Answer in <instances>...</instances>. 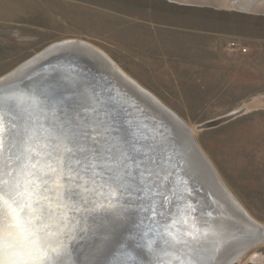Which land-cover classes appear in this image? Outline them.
I'll return each instance as SVG.
<instances>
[{
  "label": "rangeland",
  "instance_id": "374dc122",
  "mask_svg": "<svg viewBox=\"0 0 264 264\" xmlns=\"http://www.w3.org/2000/svg\"><path fill=\"white\" fill-rule=\"evenodd\" d=\"M236 1L0 0V78L67 39L100 48L186 123L264 227V1ZM233 264H264V244Z\"/></svg>",
  "mask_w": 264,
  "mask_h": 264
},
{
  "label": "snow or ice",
  "instance_id": "6c2138e0",
  "mask_svg": "<svg viewBox=\"0 0 264 264\" xmlns=\"http://www.w3.org/2000/svg\"><path fill=\"white\" fill-rule=\"evenodd\" d=\"M70 99L0 91V264H68L80 224L70 213L114 208L143 163L104 139L95 107L61 120L57 108ZM104 189L106 204L90 198Z\"/></svg>",
  "mask_w": 264,
  "mask_h": 264
},
{
  "label": "water",
  "instance_id": "95a60500",
  "mask_svg": "<svg viewBox=\"0 0 264 264\" xmlns=\"http://www.w3.org/2000/svg\"><path fill=\"white\" fill-rule=\"evenodd\" d=\"M248 3L252 6V2L248 1ZM68 43L62 42L54 44L50 48L48 47V49L43 50L12 73L0 78V90L7 89L13 85H27L34 77L39 75L40 77L37 79L40 80V83L37 84V87H40L38 88L39 90L47 87L44 95L52 99H59L60 97L71 98L70 101L66 100L63 105L58 106V109L61 108V110L59 109L60 112H56V115L61 120L65 119L66 113L80 112L83 116L82 109L89 105L95 107L99 114L102 113L100 111L103 107L99 102H96L97 100L95 104H84L89 101V98H96L95 95L91 94H95L94 92L97 90H91L92 88L89 86L88 80H86L88 79L87 72L89 70L83 72L87 73L86 75H81L80 70H73L70 66L66 69L63 66L59 71H48L50 70L49 65L56 61L66 65L68 63L66 62L67 60H70L69 62L76 61L79 66H82L83 62L88 64L87 62H93L97 58L103 67L111 64L103 54L88 43L73 41L71 47H68ZM67 48L74 50L78 48V54L74 52L67 53ZM87 49L94 54L90 61L88 59L89 56L83 54ZM61 55H64V57ZM115 77L119 78L118 75ZM19 90L21 89L19 88ZM144 101L148 102L146 99ZM156 101L162 105L157 99ZM81 105L83 107L79 108ZM63 106H67V108L63 109ZM75 107H78V109L74 110ZM155 108L159 110V113L163 112L160 107V109L157 106ZM101 116H105V113ZM124 116L128 117V114ZM172 118L176 119L177 124L165 131L168 134V138L165 141L151 136L144 143L145 146H152V159L148 157L142 160L143 163L141 164L144 165L151 161L149 163L150 171L143 173L142 176L135 175L136 179L130 184L132 191L130 192L131 195L128 194L129 196L126 197V200L135 201V206L130 210L131 212L126 211L129 217L108 221L106 228H113L110 224L116 222V227L123 229L117 232V236L112 241L104 243L107 246L100 256L102 264H188L190 255L186 249H182L184 244H182V247L180 246L181 248H177L181 249L180 251L171 253L169 252L171 249L168 248V245L172 246L170 245V242H172L170 237L168 234L166 236L161 234V229L163 228L167 232H170V228H175L176 218L180 217L179 219H181L184 215H190L186 211L185 206L180 204L183 199L190 202L188 205L189 211L192 212L191 215L201 219L202 225L208 226L211 225L210 222H213L219 229L220 238L219 240L217 239L218 242L212 248L213 253L205 256L204 252L198 249L197 258L200 260V264H233L245 252L235 253V247L241 241L239 236L242 234L240 228H243L241 225L243 223H241L240 219L244 214L248 217L247 213L224 186L216 171L195 142L186 123L178 115ZM47 123L48 121H45V124ZM124 125L127 124L124 123ZM176 126L179 127L177 128ZM101 131L104 132V128ZM112 131L116 132V139L117 137L119 138L120 132L114 128ZM107 134L108 132H106L105 136ZM156 143H160V145L162 143L164 149L160 148L159 145V147L154 146ZM157 148L160 150L157 151ZM138 149L137 153L133 149H123V151L128 152L129 155L136 153L143 156L146 154V148L141 147V149ZM136 170L135 167H132V171ZM155 187L157 190L159 189L158 192ZM212 191L218 194L222 201L217 196L216 198ZM154 197L162 198V201L154 203ZM228 198L231 199V202L227 200ZM70 254L71 252H69L67 257L68 264H75ZM81 254L83 256V253ZM60 263L63 264V261Z\"/></svg>",
  "mask_w": 264,
  "mask_h": 264
},
{
  "label": "bare ground",
  "instance_id": "6f19581e",
  "mask_svg": "<svg viewBox=\"0 0 264 264\" xmlns=\"http://www.w3.org/2000/svg\"><path fill=\"white\" fill-rule=\"evenodd\" d=\"M235 4L238 5L237 7L241 8L244 7L246 3H244L243 5L242 3H240V0H237ZM73 41L74 40L72 39L69 40L67 39L62 42L63 43L69 42L68 47H71V43ZM51 46L53 45L51 44ZM92 46L96 48L101 54H103L104 57H106L111 64L107 65L105 63L107 66L104 65L103 67L100 61L96 57H95L96 58L95 61L87 62L88 64L83 62L82 66H79V64L76 63V61L69 62L70 60H67L66 61L68 62L67 65L60 61L59 62L56 61L57 63L53 62V64L49 65L50 70L48 71L50 72L59 71L60 68H62L63 66H65L64 69L69 68L68 66H70V68H72L73 70L74 69L80 70L81 75H83L85 74L83 72H87V70H89L87 72L88 79L86 80H88L89 86L92 88L91 90L93 91L94 89L97 90L96 92H94L95 94H91V95H95L96 98L95 99L89 98L88 99L89 101H86L84 104L85 105L95 104L96 102H99V104L102 105L103 109L100 111L102 113H100L96 117L95 122L96 123L99 122L98 123L100 125L99 130H102V128H104V132H103L104 139L108 140V138H110L108 142L110 144H115L121 150L123 149L130 150V149H138V148L141 149V147L146 148L147 151L145 155L142 156L136 154L137 152L134 151L136 153L132 154L131 156H134L141 161L148 157H151L152 159V152H151L152 146L150 145L145 146L144 143H146L147 139L151 136L153 138H160L161 140L165 141L168 138V134H166L165 131L170 129L171 127L173 128V126L177 124L176 119L172 118L177 114L168 106L163 104L155 95H153L147 89L142 87L138 82H136V80L130 77L108 55H106L105 52H103L100 48L94 45ZM71 52L78 54V48L76 50L67 48V53H71ZM83 54L89 56L88 58L89 61L92 60V56H94V54L88 49L87 51H84ZM61 56L64 57V55ZM116 74L119 77L118 79L115 77L117 76ZM38 77L40 76L38 75L37 77H34V79H32L31 82L27 85L26 84L20 86L13 85L11 87H8L7 89H1L0 91L7 92L9 90H19L20 88L21 90L19 91L21 92H35L37 94H41V93L44 94L47 87H45L43 90L38 89L40 88L37 87L38 86L37 84L40 83V80L37 79ZM154 97L164 106L158 104V102ZM144 99L148 100V102L144 101ZM82 105L79 108H82L83 107ZM156 106L158 108L160 107L165 114L163 112L159 113L158 112L159 110L155 108ZM62 108L66 109L67 106H63ZM59 109L61 110V108ZM59 109L57 110V113L60 112ZM77 109L78 107H75L74 110ZM104 113L105 116H101ZM125 114H128V117H125L124 116ZM124 123L127 125H124ZM176 127L178 128L179 126ZM113 128L120 132L119 138L117 137V139H116V132L112 131ZM106 132H108V134L105 136ZM158 145L160 146V148L164 149V147H162V143L161 145L160 143L158 144L156 143L154 146L159 147ZM156 150L158 151L160 149L157 148ZM150 162H147L144 165L141 164L140 169H137L136 171H132L133 173L132 177H126L129 183L127 184L125 189L120 190V194L118 195V198H114L113 200V203L115 204L114 208L111 209L106 208L104 211L92 212V213H83V214L75 213V212L70 213V216H73L76 218V220L80 221V224L76 229V239L70 245V252H71L70 255L71 257H73L75 264L103 263L102 261H100L101 259L100 256L106 250L105 247L107 246V244L104 243L112 241L117 236V232L123 229V228H117L116 222L110 224L111 227L113 228H106L107 223H109L111 219L115 221L121 218L129 217L126 211H130L135 206L134 204L135 201L126 200V197L131 195L130 192L132 191V188L130 184H132V182L136 179L134 177L135 175H141L140 174L141 172L145 173L150 171L149 170ZM157 163L159 164V162ZM125 171H127V169ZM108 175L109 173L105 172V178H107ZM155 189L158 192L159 189L157 190L156 187ZM212 193L215 195V197L217 196L218 199L221 200L218 194H216L213 191ZM105 195H107V189H104L102 192H99V194H94L90 198L97 199L106 204L107 201L104 200ZM73 199H77V197L73 196ZM227 200L231 202L230 198H228ZM158 201H162V198L156 197L154 203ZM181 201L182 203L180 204H183L185 206V208L187 209L186 211H188L190 215H186V216L184 215L182 216L181 219H179L180 217L176 218L177 220L175 219V223H176L174 226L175 228H170V232H167L163 228L161 229V234L165 236L168 234V236L170 237L172 241L170 242V245L172 246L168 245V248L171 249V251L169 250V252L171 253L174 251H180L181 249L179 250L177 248H181L183 246L182 244L175 243L176 240L187 241V244H184L183 246L184 248L182 247V249H186L189 252L190 256L188 258V261L191 260L193 261L194 264L197 263L200 264V260L197 258L198 249H201L204 252L203 254H205V256H209L211 253H213L212 248H214V244L217 243L220 238L219 229L214 225L213 222H210L211 225L208 226L202 225L201 219L195 218L194 216L191 215L192 212L189 211L190 209L188 205L190 202L184 199ZM178 202H180V200H178ZM181 208L183 209L182 206ZM245 213L247 212L245 211ZM248 214L249 213H247V215ZM240 220L241 223H243L241 224L243 228H240L242 234H240L239 239H241V241L235 247L236 250L235 253H240L242 251L246 252L251 248H254L260 244H264V227L262 228V225L256 222L251 216L248 215L247 217L246 214H244ZM72 223L75 224V220H73ZM81 229H83V231H81ZM192 232L197 233L196 239H192V237L188 235V233H192ZM81 253H83V256ZM59 264L61 263L59 262Z\"/></svg>",
  "mask_w": 264,
  "mask_h": 264
}]
</instances>
